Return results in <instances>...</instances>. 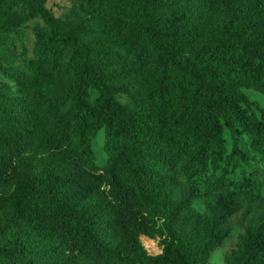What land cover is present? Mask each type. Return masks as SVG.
I'll return each mask as SVG.
<instances>
[{
	"label": "trees",
	"instance_id": "1",
	"mask_svg": "<svg viewBox=\"0 0 264 264\" xmlns=\"http://www.w3.org/2000/svg\"><path fill=\"white\" fill-rule=\"evenodd\" d=\"M22 1L0 0V264H211L234 219L226 263L264 264V174L236 173L241 135L264 161V0H205L207 36L181 0H79L81 24Z\"/></svg>",
	"mask_w": 264,
	"mask_h": 264
},
{
	"label": "rangeland",
	"instance_id": "2",
	"mask_svg": "<svg viewBox=\"0 0 264 264\" xmlns=\"http://www.w3.org/2000/svg\"><path fill=\"white\" fill-rule=\"evenodd\" d=\"M39 2L34 0H23L21 5L17 8L18 12L23 14H30L37 6ZM42 6L49 12H51L59 24H81V18L84 17L83 13L78 11V7L81 6L79 0H43ZM181 7L191 11L192 22L197 27H202L204 35H209L212 25L215 22V19H221V12L218 8L208 5L205 0H181ZM45 24L42 19H33L25 22L20 27V37L15 38L16 47L21 49L25 47L28 50L29 55L32 54L35 36L34 30L37 28H44ZM205 40L203 41V43ZM202 43V46H203ZM202 46L195 51H190L188 56H195L202 49ZM6 79L0 76V81H5ZM252 100L257 101L261 106L264 107V99L256 93H249ZM97 97V92L92 91V98ZM120 101L127 103V98L125 96L119 97ZM227 145L229 152H231L232 139L231 135L226 131L225 133ZM104 145V132L101 131L97 137L92 142L93 153L96 158V164L100 167H105L107 164V157L103 151ZM240 145L242 149L248 152L250 156L249 162L243 164L237 169V174H248L251 172L258 171L264 174V161L261 158V155L254 151L251 147V140L246 135H241ZM0 195H8V190L3 189L0 186ZM197 210H203L204 206H196ZM233 231L229 239L213 253L211 258V264H227L226 258L231 252L237 249L238 235L243 232V228L240 225L238 219H234ZM5 224L4 215H0V235L3 234V226ZM140 244L146 250L148 255L156 256L162 253L163 245L162 240L159 237L149 238L146 236H141L139 238ZM35 252H39L41 255L45 254V250L48 248L46 243L35 241L33 244Z\"/></svg>",
	"mask_w": 264,
	"mask_h": 264
}]
</instances>
